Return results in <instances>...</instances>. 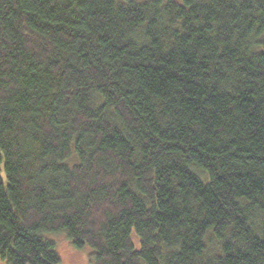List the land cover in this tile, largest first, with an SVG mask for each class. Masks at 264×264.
<instances>
[{
	"label": "trees",
	"instance_id": "obj_1",
	"mask_svg": "<svg viewBox=\"0 0 264 264\" xmlns=\"http://www.w3.org/2000/svg\"><path fill=\"white\" fill-rule=\"evenodd\" d=\"M59 234L264 264V0H0V262Z\"/></svg>",
	"mask_w": 264,
	"mask_h": 264
},
{
	"label": "rangeland",
	"instance_id": "obj_2",
	"mask_svg": "<svg viewBox=\"0 0 264 264\" xmlns=\"http://www.w3.org/2000/svg\"><path fill=\"white\" fill-rule=\"evenodd\" d=\"M176 1L180 3L182 2V0ZM54 238L57 243L58 253L61 257L60 264H90L91 248L88 246L81 249L76 248L65 234L56 235ZM0 264L4 263L0 262Z\"/></svg>",
	"mask_w": 264,
	"mask_h": 264
}]
</instances>
